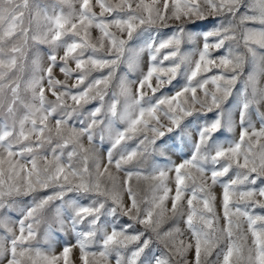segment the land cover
Wrapping results in <instances>:
<instances>
[{
    "label": "snow or ice",
    "instance_id": "snow-or-ice-1",
    "mask_svg": "<svg viewBox=\"0 0 264 264\" xmlns=\"http://www.w3.org/2000/svg\"><path fill=\"white\" fill-rule=\"evenodd\" d=\"M95 4L100 8L99 16L93 11L92 0H79V11L73 9L67 15L63 9L59 15L52 16L45 11L43 27L37 24L38 34L30 37L33 19L30 0H0V110H5L0 123V209L11 210L17 206L19 198L32 197L29 205L20 208L21 218L14 222L18 224V233L7 217L0 219V228L5 233L0 236V264L6 256L10 257L7 264H70L74 248L79 249L81 264H94L97 256L103 264H112L113 259L114 264H264V215L250 211L255 207L264 209V187H247L258 180L264 184V113H259V106L264 104V85L261 84L264 53L257 51L264 49V0L248 3L245 0H161L160 4L153 0L152 5L145 4L144 0L139 3L136 0H119L118 3L95 0ZM105 13L112 18L106 19ZM41 15L40 6L36 5L37 21ZM210 17L218 20L227 17V24L219 20L215 27L200 34L202 47L192 67L193 61L178 55L181 41L191 36L186 26ZM92 25L101 33L99 44L90 42L87 29ZM157 25L160 28L174 26L176 31L166 39L157 42L153 38L145 45L150 57L148 70L138 81L136 95L132 94L129 84L120 80L125 103L122 111L118 110L117 94L114 92L110 102H106V89L125 59L126 51H131L126 46L137 30ZM111 26L126 37L110 31ZM210 38H213L211 43ZM29 39L48 44L52 52L48 67L40 69L42 74L28 82L26 88L31 92V102L25 103L13 70L23 67ZM226 42V53L211 58L210 50L223 49ZM58 49H63L59 60ZM162 49H170L163 57L170 60V67H157L162 63L158 61ZM249 57L256 71L245 78L244 68ZM70 61L74 62V68L69 66ZM128 62L133 66L135 58L128 57ZM182 64L188 66L186 85L172 96L157 97L156 93L165 84H171ZM209 65L224 71L197 79L211 71ZM57 66L65 77L63 81L53 74ZM104 69H107L106 74L88 79L92 71ZM154 74L155 86L151 82ZM70 78L76 81L72 85L67 83ZM45 79L55 101L46 98ZM239 81L243 82V88L239 94L241 131L238 140L227 147L218 144L210 147L213 133L222 127L218 116L199 129L190 159L169 168H157L151 177L125 168L138 154L137 149L129 151L126 147L131 134L143 133L139 144L146 152L147 145H155L158 137L179 128L185 117L193 115L194 105L208 112L219 109ZM209 83L215 86L214 91L206 88ZM145 88L151 90V95ZM197 89L203 91V99L197 96ZM187 93L191 94L190 101L181 99ZM66 98L74 104L66 103ZM91 101L99 104L85 113L84 104ZM17 103L26 109L22 118L16 115ZM252 105L257 106L259 129L248 118ZM161 111L168 117L169 124L161 123L158 115ZM51 119H54V127L49 126ZM152 120L156 123L151 124ZM117 122L125 123L126 127L117 128ZM105 136L111 146L102 162L93 148L84 147L82 138L86 137L92 145L97 137L102 143ZM74 158L79 159V164ZM208 163L212 168L206 178ZM113 168L116 172H126L122 182H117ZM190 169L199 175L193 176ZM233 169L234 176H229ZM169 172H174L175 182L171 197ZM134 175L137 180L156 181L153 189L162 191L163 195L143 201L129 184ZM223 177L228 179L222 181ZM186 179L190 185L185 183ZM218 183L222 187L224 227H219L217 197L211 191V186ZM49 189L50 194L41 195ZM69 193L86 197L90 202L84 205L77 199H66ZM169 198L171 208L166 209L164 201ZM56 200L61 202V207L70 210L67 223L58 215L60 230L70 229L75 241L65 242L59 254H48L32 241L36 239L35 225L40 222L38 214ZM165 212H170L171 216L166 217ZM124 218L126 222L120 225ZM167 219H183L187 239L181 238L184 233L178 226L161 232L160 225ZM48 232H51L50 227ZM161 244L162 253L159 252ZM92 247L99 251H90ZM154 248L156 253H153ZM190 251L194 253L191 260L188 259Z\"/></svg>",
    "mask_w": 264,
    "mask_h": 264
},
{
    "label": "rangeland",
    "instance_id": "rangeland-1",
    "mask_svg": "<svg viewBox=\"0 0 264 264\" xmlns=\"http://www.w3.org/2000/svg\"><path fill=\"white\" fill-rule=\"evenodd\" d=\"M32 4L31 9V16L33 17L29 36H33L38 34L37 24L41 25L43 27L45 21H44V15L43 13L46 11V14L48 16H52L53 14L59 15L61 12V9H63V13L67 15L68 12L75 9L77 12L79 11V0H67V2H63V0H30ZM108 2L111 3H118L119 0H108ZM157 4L161 3V0H156ZM249 0H245V3H248ZM136 3H139V0H136ZM145 4L152 5L153 0H144ZM93 4V11L97 13L99 16L100 8L98 5L95 4V0H92ZM36 5L40 6V10L42 15L40 16L39 21L36 20ZM53 5H56L54 8ZM71 5L72 7H69ZM246 9H241V11H245ZM147 15V13H145ZM106 19H111L112 17L109 16L107 13H105ZM227 17H221L219 20H223L225 24H227ZM219 20L216 18H208L206 20L197 21L194 24H188L186 26V31L191 34L190 37L184 39L181 41L180 44V52L178 55H182L191 61H193L192 67H194V61L199 58V50L202 47V38H200V34L208 31L209 29H212L219 23ZM174 25L175 22H170ZM25 24H28V20L26 19ZM256 26L258 25H249ZM142 28L144 26H141ZM110 31L117 34V36H121L122 38L126 37V34H121L114 26H111L109 28ZM138 33L134 35L133 39L128 42L127 49L131 51H126L125 53V59L119 64V66L116 69L115 76L112 79L111 83L108 85L106 91L107 95L105 96V101L110 102L112 98V94L115 92L119 99L118 104V110L123 109L124 103H125V96L120 93V80L123 79L126 84H129L132 90V94L136 95L137 92V86L138 81L142 78L144 74H146L149 64H150V57L147 49L145 48V45L153 38L157 40L166 39L170 37L175 31V27H163L160 28L157 26H149L145 27L142 30H137ZM87 33L90 35L91 40L90 42L99 44V37L101 36V33L99 29L95 27V25L90 26L87 29ZM82 35H84V31L82 30ZM88 38V36H86ZM213 42V38H210V43ZM105 44L107 46V41H105ZM141 48H145L143 52H140L139 50ZM227 49V42L226 46L223 49L220 50H210L212 55L211 58H217L220 55H223L226 53ZM170 49H162L160 54L158 55V61H162V63H158L157 67H163L167 68L171 66L170 60H164L163 57L168 54ZM241 51H243V48H241ZM258 53H264V49H257ZM52 52V49L48 44H41L37 43L34 40L29 39L28 44L26 45V55L22 62L23 67L19 69H14L13 72L15 73L14 79H16L20 83V97L25 103L31 102V92L30 90H27L26 86L28 82L34 77L41 75L40 69H46L49 64V56ZM57 57L59 60V57L63 55V49H58ZM88 53H86L87 55ZM134 57L135 63L133 66L130 67L128 62V57ZM69 66L74 68L75 64L74 62L69 63ZM208 67L211 68V71L202 73L201 76H198L197 79H202L204 77H211L214 74H218L221 71H224V69H217L214 65H209ZM188 71V66L186 64L181 65V69L177 76L172 80L171 84H165L160 91L156 93V96L159 97L161 95L163 96H172L175 92L181 90L187 83L186 80V73ZM255 67L249 61L246 62L245 68H244V76L245 78L249 75V73L255 74ZM107 69H104L102 71H92L90 76L88 77L89 80L99 78L101 75L106 74ZM53 74L60 80H65L64 75L59 71V66L55 67L53 69ZM166 79V77H162ZM76 81L74 79H68L67 83L69 85L74 84ZM152 84L153 86L156 85V79L155 74L152 78ZM44 87H45V95L46 98L50 101H55V97L51 95V92L47 89V79L43 81ZM261 84L264 85V78H261ZM206 88L209 91H214L215 86L209 83L206 85ZM243 88V82L239 81L235 85L233 89V93L231 96H229L222 104V106L219 109L213 108L212 111L208 112L207 109H200V105L196 104L194 105V114L185 117L182 121V124L179 128L174 129L171 132H166V134L163 137H158L155 145H147V151H143L142 146H140L139 141L142 138L143 133L136 132L131 134L132 138L126 141V147L129 151L132 149H137V156L133 158V162L125 165L126 169H131L133 172L139 171L142 173V176L146 175L151 177L155 169L157 168H169L176 164H179L183 162L185 159H190L192 152H193V145L197 139V133L199 129L205 124L210 123L211 121H214L217 119L218 116H220L222 120V127L213 133L212 140L210 141V147L218 144L223 145L227 147L230 143L233 141H236L239 139V134L241 131L240 128V90ZM144 91H146L149 95H151V90L145 88ZM251 91V89H249ZM11 94L8 93V97L10 98ZM197 96L200 99H203V91L200 89H197ZM191 94L187 93L185 94V97L181 99H188L190 101ZM66 103L72 105L74 102L70 98H66ZM98 101H91L87 104H84L83 111L86 113L96 106H98ZM17 117L22 118L23 115L26 112V109L23 107L22 104L17 103ZM5 110H0V123L3 122V116H4ZM222 113V115H221ZM259 113H264V104H261L259 106ZM161 123L167 125L170 123L168 120V117L164 115V112L161 111L158 113ZM248 118L251 120L252 125L259 129L261 127L260 124V118L259 114L257 112V106L252 105L249 113ZM105 122H107V118H105ZM9 123L11 124V120H9ZM73 123H76L73 121ZM151 124H155L156 122L154 120L150 121ZM49 126L54 127V119H51L49 121ZM117 128L123 129L126 127V124L123 122H117L115 125ZM18 122H17V130H18ZM77 127H79V124L77 123ZM140 127V126H138ZM147 132V130H144ZM151 135V133H148ZM82 143L84 144L85 148L91 147L94 149V152L98 155L100 160L103 162L106 160V154L108 149L111 146L110 140L105 136L104 141L101 143L99 138L97 137L94 144L89 145L87 138H82ZM125 143V142H122ZM68 149L65 150V152ZM49 158H51V153L49 151ZM214 154V152H213ZM66 159V157H65ZM74 162L79 164V159L74 158ZM6 167V165H5ZM89 167L92 168V161L89 160ZM205 167L209 169L208 173H206V178L208 175H210V170L212 168V165L210 163L206 164ZM190 172L193 176H198L199 174L194 170L190 169ZM113 175L117 177V182H122L123 179L126 176L125 171L116 172V170L112 169ZM170 179L168 181V186L172 189V191L169 193V196L171 197L174 195L175 192V182H174V172L168 173ZM229 176H234V169L230 170ZM228 177L221 178L222 181L227 180ZM156 183V181H153L151 179L145 180L143 178L137 180L135 175L132 177V179L129 181V184L131 187L134 188V190L137 192L138 197H140L143 201L147 202L150 201L154 195L160 196L163 195L162 191H154L153 185ZM186 184L190 185V181L187 179L185 180ZM210 184V181H209ZM247 187H255L260 188L264 187V184H261L258 180L255 185H247ZM51 189L41 192V195H46L51 193ZM211 191L214 195H216L217 200L215 202V208L217 215L221 217L219 221V227H224V220L222 218V207H221V193H222V187L221 184H216L211 186ZM186 195H190V193H187ZM125 201L127 202V195L125 194ZM66 199H77L79 203L87 205L90 201L86 197H78L74 193H69ZM32 197L26 196L19 198V202L17 206L11 210L9 209H0V219L7 217L11 222H13L10 226H13L14 229L18 233V224L14 223L18 221L21 218V212L20 208L26 207L31 203ZM186 206V202H185ZM164 207L166 209L171 208V199L164 201ZM59 210V212H58ZM68 209L61 207V202L59 200L53 201L49 205H46L45 208L38 214L39 224L35 225L37 231H36V239L32 241L33 245L35 247L41 248L43 252H46L48 254L55 253L59 254L62 251L63 245L65 242H73L75 241V236L71 232L70 229H66L65 231L60 230V224L58 215L60 218H63L65 222L67 223V218L69 214ZM250 211L254 212L257 215H264V209H261L259 207H255L254 209H250ZM166 217H170V212H165ZM105 219L102 217V220ZM126 222V218L122 219L120 221V225ZM243 229L247 228V225L245 222H243ZM119 226V225H118ZM178 226L180 230L184 233V237H181L182 239H187L188 237V231L186 228V225L184 224L183 219H180L179 221L173 220V219H167L164 220L160 225V231H168L169 229H172L174 227ZM49 227L51 228V232H48ZM140 227V226H137ZM109 227V231H110ZM47 233V238H46ZM4 230L0 228V236H3ZM49 245H51V251L49 252ZM90 251L98 252L99 249L97 247H92ZM164 251L162 244L159 246V252L162 253ZM153 253H156V249H153ZM151 255V253H150ZM194 253L189 252L188 253V259L191 260L193 258ZM10 258L8 256L5 257L2 264H7V259ZM90 260L93 258L90 256ZM70 264H81L80 261V252L78 248H74L72 252L70 253ZM94 264H103V260L97 256L94 259ZM112 264H114V259L112 260Z\"/></svg>",
    "mask_w": 264,
    "mask_h": 264
}]
</instances>
